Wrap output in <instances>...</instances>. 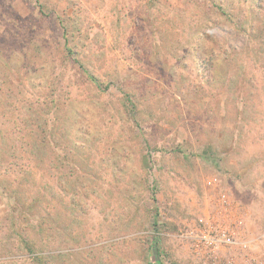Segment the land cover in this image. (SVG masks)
<instances>
[{"label":"rangeland","instance_id":"obj_1","mask_svg":"<svg viewBox=\"0 0 264 264\" xmlns=\"http://www.w3.org/2000/svg\"><path fill=\"white\" fill-rule=\"evenodd\" d=\"M254 2L0 0V264H264Z\"/></svg>","mask_w":264,"mask_h":264},{"label":"built area","instance_id":"obj_2","mask_svg":"<svg viewBox=\"0 0 264 264\" xmlns=\"http://www.w3.org/2000/svg\"><path fill=\"white\" fill-rule=\"evenodd\" d=\"M200 228L194 229L192 233L195 238L205 249L215 253L222 246H235L243 244L230 230L225 228H216L207 225L204 218H199ZM245 246V245H243Z\"/></svg>","mask_w":264,"mask_h":264},{"label":"trees","instance_id":"obj_3","mask_svg":"<svg viewBox=\"0 0 264 264\" xmlns=\"http://www.w3.org/2000/svg\"><path fill=\"white\" fill-rule=\"evenodd\" d=\"M254 1H255L254 2V6H257V7L259 6L260 9L264 8V0H254ZM96 83H97V85H99L98 82H96ZM42 141H44V140L42 139ZM70 166H71V169L73 170V168H74L73 166H75L74 162L72 164H70ZM23 240L26 242V245H27L28 249L30 251H33V249L31 248V245H30L29 241L27 239H25V238H23Z\"/></svg>","mask_w":264,"mask_h":264}]
</instances>
